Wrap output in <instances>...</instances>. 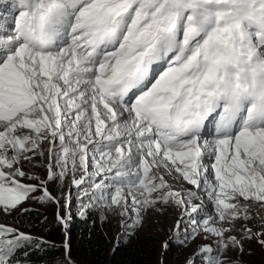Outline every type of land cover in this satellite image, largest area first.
<instances>
[{"label": "snow or ice", "instance_id": "6c2138e0", "mask_svg": "<svg viewBox=\"0 0 264 264\" xmlns=\"http://www.w3.org/2000/svg\"><path fill=\"white\" fill-rule=\"evenodd\" d=\"M69 176L125 237L178 209L186 264L264 248V0H0V213ZM42 243L0 223V264Z\"/></svg>", "mask_w": 264, "mask_h": 264}, {"label": "rangeland", "instance_id": "374dc122", "mask_svg": "<svg viewBox=\"0 0 264 264\" xmlns=\"http://www.w3.org/2000/svg\"><path fill=\"white\" fill-rule=\"evenodd\" d=\"M45 157H37L33 162H24L23 168L25 171L38 176L41 179H46L47 175V144L44 146ZM71 177L65 179L61 184L57 181H50L47 184L50 193L59 200V204L53 202H41L38 200H30L23 205L24 208H34L45 212L48 218L53 222L60 224L64 230V243L68 244V232L71 230L72 222L77 216H84L88 211H96L101 217V220L105 225H108L110 231L113 232L115 239L124 240V230L121 226L120 217L109 212H105L100 208H91L86 210L84 215H81L82 204L88 203L87 200L80 199V193L76 186L70 183ZM36 183L37 181H30ZM67 203V207L65 204ZM14 212L12 215L18 213ZM57 212L64 218V223H60L57 219ZM12 215H4L0 213V223L10 224L18 227L17 224L11 219ZM179 218V210L170 207L164 211H157L154 209H148L143 214L142 226L136 229L134 232L143 233L149 236L152 246L157 250L158 264H175L174 254L171 252V245L180 244L183 249V260L186 264L187 258L197 249L198 245L203 243H211L208 240L197 238L193 241L180 243L177 240V235L182 238V233L174 234L172 229L174 222ZM255 222H250L249 226L253 227V231L257 230L254 226ZM30 229L29 232H25L34 238L42 240V236L39 233L40 223L36 222L32 225H26ZM21 231L23 228L18 227ZM24 232V231H23ZM133 232V233H134ZM167 244V246H165ZM232 261H237L238 264H264V248L259 244L245 243L243 253L233 251L228 253ZM68 256V254H67ZM69 257V256H68ZM71 264H77V261L69 257ZM199 264V262H197Z\"/></svg>", "mask_w": 264, "mask_h": 264}, {"label": "trees", "instance_id": "16d2710c", "mask_svg": "<svg viewBox=\"0 0 264 264\" xmlns=\"http://www.w3.org/2000/svg\"><path fill=\"white\" fill-rule=\"evenodd\" d=\"M11 219L22 231L29 232L26 225L40 223L39 233L43 242L39 249L32 247L27 264H65L66 249L64 230L53 222L45 212L28 208L18 212ZM68 256L77 264H158L157 250L151 239L143 233H132L124 240L115 239L108 225H105L96 211L75 217L68 232ZM175 264H185L180 244L170 246Z\"/></svg>", "mask_w": 264, "mask_h": 264}, {"label": "bare ground", "instance_id": "6f19581e", "mask_svg": "<svg viewBox=\"0 0 264 264\" xmlns=\"http://www.w3.org/2000/svg\"><path fill=\"white\" fill-rule=\"evenodd\" d=\"M170 179H171V178H170ZM174 187H176V188H180V187H181V184L176 183V184L174 185ZM188 187H192V186H188Z\"/></svg>", "mask_w": 264, "mask_h": 264}, {"label": "water", "instance_id": "95a60500", "mask_svg": "<svg viewBox=\"0 0 264 264\" xmlns=\"http://www.w3.org/2000/svg\"><path fill=\"white\" fill-rule=\"evenodd\" d=\"M66 243V242H65ZM65 243H64V246H65ZM67 246H68V244H67ZM68 251H69V246L67 247V254H68Z\"/></svg>", "mask_w": 264, "mask_h": 264}]
</instances>
